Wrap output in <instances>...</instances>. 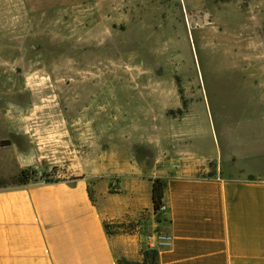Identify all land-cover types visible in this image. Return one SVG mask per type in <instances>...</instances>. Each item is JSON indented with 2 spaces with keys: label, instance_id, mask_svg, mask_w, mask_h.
<instances>
[{
  "label": "rangeland",
  "instance_id": "374dc122",
  "mask_svg": "<svg viewBox=\"0 0 264 264\" xmlns=\"http://www.w3.org/2000/svg\"><path fill=\"white\" fill-rule=\"evenodd\" d=\"M186 2L0 0V188L17 186L20 166L37 171L29 183L83 178L112 192L168 159L206 175L208 153L263 133V92L217 76L261 84L263 57L220 60L198 36L216 26L215 2Z\"/></svg>",
  "mask_w": 264,
  "mask_h": 264
},
{
  "label": "crops",
  "instance_id": "0c3cea01",
  "mask_svg": "<svg viewBox=\"0 0 264 264\" xmlns=\"http://www.w3.org/2000/svg\"><path fill=\"white\" fill-rule=\"evenodd\" d=\"M213 1L216 26L199 31L200 41L216 46L224 62L264 59V0ZM217 76L264 97V81ZM224 147L225 157L207 154L215 165L201 162L206 175L185 173L168 159L118 181L113 192L97 191L95 183L91 190L83 178L0 188V264H118V257L140 261L148 244L157 264H264V132L227 139ZM155 177L166 181L160 210L151 198ZM141 216L134 232L115 227Z\"/></svg>",
  "mask_w": 264,
  "mask_h": 264
},
{
  "label": "trees",
  "instance_id": "16d2710c",
  "mask_svg": "<svg viewBox=\"0 0 264 264\" xmlns=\"http://www.w3.org/2000/svg\"><path fill=\"white\" fill-rule=\"evenodd\" d=\"M226 1V0H221ZM36 170L33 167H24L19 171V174L13 179V183L17 184V186H23L29 183V181L36 175ZM166 186V181L163 178L155 177L152 179L151 186V198L153 203L154 210H157L162 203L163 191ZM123 224H117L115 227H122ZM128 225H133L132 222H129ZM109 224L105 222V228L108 233H112L109 231ZM142 258L140 261L127 259L124 257H118V264H157V251L156 249H152L146 247L141 251Z\"/></svg>",
  "mask_w": 264,
  "mask_h": 264
},
{
  "label": "built area",
  "instance_id": "2783aa9c",
  "mask_svg": "<svg viewBox=\"0 0 264 264\" xmlns=\"http://www.w3.org/2000/svg\"><path fill=\"white\" fill-rule=\"evenodd\" d=\"M164 208V206H163V204L161 203L160 204V206H159V208L157 209V210H160V209H163ZM151 238V236H147V239H150ZM165 237L164 236H161V235H156V239L157 240H163ZM148 247L150 248V246H149V244H148Z\"/></svg>",
  "mask_w": 264,
  "mask_h": 264
},
{
  "label": "bare ground",
  "instance_id": "6f19581e",
  "mask_svg": "<svg viewBox=\"0 0 264 264\" xmlns=\"http://www.w3.org/2000/svg\"><path fill=\"white\" fill-rule=\"evenodd\" d=\"M186 18H187V22H188V17L186 16Z\"/></svg>",
  "mask_w": 264,
  "mask_h": 264
}]
</instances>
